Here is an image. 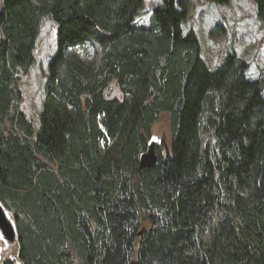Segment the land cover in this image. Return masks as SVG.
Wrapping results in <instances>:
<instances>
[{"label":"trees","instance_id":"obj_1","mask_svg":"<svg viewBox=\"0 0 264 264\" xmlns=\"http://www.w3.org/2000/svg\"><path fill=\"white\" fill-rule=\"evenodd\" d=\"M189 3L162 0L139 26L145 0H3L0 203L18 261L0 264H264V74L234 51L211 68ZM47 18L35 133L19 75ZM89 43L96 67L66 55ZM162 113L171 137L151 147Z\"/></svg>","mask_w":264,"mask_h":264},{"label":"rangeland","instance_id":"obj_2","mask_svg":"<svg viewBox=\"0 0 264 264\" xmlns=\"http://www.w3.org/2000/svg\"><path fill=\"white\" fill-rule=\"evenodd\" d=\"M161 4L162 0H145L141 11L143 16L137 22L138 25H148L152 11ZM2 7L3 0H0V10ZM56 28L52 20L45 19L35 52V64L28 74L19 75L21 111L34 125L35 133L40 126V114L48 79V61L57 52ZM184 29L195 31L201 43L202 58L211 68L220 66L226 52L234 51L249 64L251 78L255 79L260 74H264V22L257 18V6L254 0H231L227 5L206 0H190L189 16L184 23ZM66 55L75 56L96 67L100 58V47L89 43L85 47L68 48ZM114 93L118 95L116 88L112 94ZM167 116V113H162L161 119L154 125L151 146L162 141L169 142L171 131ZM7 216L13 222L8 213ZM17 257V240L9 243L0 231V263L7 259L18 261Z\"/></svg>","mask_w":264,"mask_h":264},{"label":"water","instance_id":"obj_3","mask_svg":"<svg viewBox=\"0 0 264 264\" xmlns=\"http://www.w3.org/2000/svg\"><path fill=\"white\" fill-rule=\"evenodd\" d=\"M144 167L145 164H142L141 168L143 169ZM0 231L3 237L5 238V240L8 241L9 243H13L17 240V232L15 225L13 224V222L9 220L7 216V212L1 203H0Z\"/></svg>","mask_w":264,"mask_h":264}]
</instances>
